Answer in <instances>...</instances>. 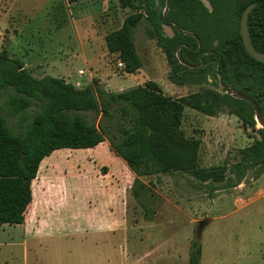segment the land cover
<instances>
[{"label":"rangeland","instance_id":"374dc122","mask_svg":"<svg viewBox=\"0 0 264 264\" xmlns=\"http://www.w3.org/2000/svg\"><path fill=\"white\" fill-rule=\"evenodd\" d=\"M108 6H119L118 1L108 0ZM154 6L158 13L163 11L161 0H154ZM72 10L76 7L67 6L66 0H0V51L21 60L34 77L51 74L85 86L92 65L74 46L57 42V35L69 29ZM138 11L143 12L120 7L107 31L117 29L125 16ZM147 29L143 18L134 29L142 60L135 73H126L118 65L117 54L107 52L89 83L97 78L111 92L156 83L173 99L205 91L227 93L214 76L175 83L164 50ZM55 57L58 62L50 61ZM78 69L84 71L81 76ZM8 92L0 94V112L16 131L18 118L3 106ZM112 113L110 118L100 114L95 120L110 132L104 134L105 144L63 149L44 158L33 195H39L37 182L45 180L46 197L39 199L48 203L44 223L53 232L38 240L28 238L26 264H189L194 240L201 245L200 264H264V164L247 169L240 183H235L236 175L229 170L239 161L241 148L264 141L257 121L254 127H244L225 105L213 114L185 106L180 128L187 139L198 142L199 167L214 169L216 174L205 179L188 172L139 177L150 196L152 214L147 219L131 192L132 171L110 146L109 136L118 135L116 119L122 118L119 111L112 109ZM85 114L89 120L94 118ZM9 228L0 225L4 229L0 239L10 235ZM0 255V264H24L21 256L4 260L3 250Z\"/></svg>","mask_w":264,"mask_h":264},{"label":"trees","instance_id":"16d2710c","mask_svg":"<svg viewBox=\"0 0 264 264\" xmlns=\"http://www.w3.org/2000/svg\"><path fill=\"white\" fill-rule=\"evenodd\" d=\"M117 1L121 8L143 10L125 16L121 26L106 36L108 51L117 54L126 73H135L142 65L133 34L143 18L148 24V34L157 39L168 58L171 79L180 84L196 75L183 74L175 56L182 40L180 33L175 32L172 38L162 33V24L168 19L180 26L184 0H171L165 17L155 9L154 0ZM248 2L255 3L247 19L250 39L257 51L264 52V0H246L245 3ZM161 3L164 5L165 0ZM218 49L221 57L217 69L224 87H235L254 98L263 114L264 63L248 54L239 32L237 38H231ZM7 89L10 92L3 106L18 118V129L13 130L0 112L1 224L24 222L28 203L32 202L31 182L43 158L59 149L93 148L105 140L104 134L110 132L95 120L100 114L110 118L112 109L119 111L122 118L116 119L118 135L109 136L110 146L132 171L131 192L147 219L152 214L150 196L139 177L188 172L205 179L216 174L214 169L206 171L199 167L198 142L187 139L180 128L185 106L213 114L225 105L244 127L255 125L252 105L229 92L220 95L205 91L173 99L165 96L156 83L111 92L104 89L97 78L77 87L61 77H34L20 60L0 51V94ZM85 113H91L94 118L89 120ZM259 132L264 136V129ZM239 152V161L229 167L236 175L235 183L241 182L247 169L264 164V141H256ZM200 259L201 245L194 240L189 249V264H200Z\"/></svg>","mask_w":264,"mask_h":264},{"label":"crops","instance_id":"0c3cea01","mask_svg":"<svg viewBox=\"0 0 264 264\" xmlns=\"http://www.w3.org/2000/svg\"><path fill=\"white\" fill-rule=\"evenodd\" d=\"M66 4L67 6H72V5L75 6L76 11L74 12L72 10L73 16L70 20V23L68 24L69 29L66 28L65 31H62L57 35V42L59 44H63L67 46H74V48L79 52L80 56L84 59V61L86 63L90 62V64L92 65L90 69L91 70L90 80H91L92 75L94 76L97 75L96 73H94L95 70L98 71V65H100L101 61L105 62V55L107 52H109L106 45V36L109 33L107 31V28L108 25L112 23L113 16L119 11L120 7L119 6H113L112 8L109 7L108 0H84L83 2H80L79 0H72V1L66 0ZM123 19L121 20V24ZM52 59L53 58H51L50 61L54 63L58 62L56 57L53 60ZM119 63L121 62H118V65ZM70 71L71 70H69V72ZM82 73H84V71L78 69L79 76H81ZM90 80L86 83L88 84ZM71 82L73 83V81ZM101 144H105L104 141L99 143L95 147ZM88 149H92V148H88ZM59 150H63V149H59ZM59 150H56L54 152H57ZM54 152H52L51 154H53ZM46 159L43 158V160L39 164V168L41 167L42 163H45L47 161ZM121 162L123 163L122 160ZM48 163H51V165L53 166H55L56 164L54 161H49ZM36 176L31 182L32 202L29 201L28 203L27 210L24 215V222L21 224L0 223V225H4V226L8 225L10 227L8 229V233H10V235L6 238L4 237L5 238L4 240L0 239V254H2V250H3L4 260L15 259L21 256L22 262L26 264L28 251L30 249V247L28 246V241H29L28 238L35 237L34 239L38 240L42 234L45 235L51 233V231L53 232V230L50 229L44 223V218H45L44 213L46 211V207L48 208V203L43 202L44 200L42 201L40 200L41 198L45 199L46 197L43 196V189H44L43 185L44 184L47 185L45 180H42L41 182H37L36 192H38L39 195H37L38 197L37 196L33 197L34 181L36 179ZM3 232L4 229L2 231L0 230V233Z\"/></svg>","mask_w":264,"mask_h":264},{"label":"flooded vegetation","instance_id":"af4514ba","mask_svg":"<svg viewBox=\"0 0 264 264\" xmlns=\"http://www.w3.org/2000/svg\"><path fill=\"white\" fill-rule=\"evenodd\" d=\"M208 2L209 6L201 0H184L180 26L172 19L166 20L162 25H167L168 28L165 36L172 38L175 32L181 35L182 40L176 49L175 56L181 65L183 74H196L192 77L193 80L202 78L207 80V76H214L218 79V84L223 91L231 93V89L237 88L232 86L225 88L221 82L217 69V61L221 57V52L217 48L231 38H237V32L242 42L241 14L247 6L253 5L254 7L255 3H245L246 0L241 5H239V0H208ZM164 9L165 4L162 11L165 17L169 7L166 11Z\"/></svg>","mask_w":264,"mask_h":264},{"label":"water","instance_id":"95a60500","mask_svg":"<svg viewBox=\"0 0 264 264\" xmlns=\"http://www.w3.org/2000/svg\"><path fill=\"white\" fill-rule=\"evenodd\" d=\"M171 0H166L165 3V9L164 11H166L169 7V3ZM205 5L209 6V2L208 0H201ZM244 0H239V5L242 4ZM253 5H249L247 6L242 14H241V18H240V34H241V38H242V43L246 49V51L248 52V54L253 57L255 60L264 63V53L263 52H259L257 51L252 43H251V39H250V35L248 32V25H247V17H248V13L250 12V10L252 9ZM163 30L165 33H168V28L167 25H163ZM231 94L238 99L241 100H245L247 102H249L253 109H254V119L255 121H257L261 127L264 129V113L262 114L260 111V108L258 106V104L256 103V101L254 100V98H252L251 96L245 94L244 92H241L237 89H231L230 90Z\"/></svg>","mask_w":264,"mask_h":264},{"label":"built area","instance_id":"2783aa9c","mask_svg":"<svg viewBox=\"0 0 264 264\" xmlns=\"http://www.w3.org/2000/svg\"><path fill=\"white\" fill-rule=\"evenodd\" d=\"M119 66H122V63H119Z\"/></svg>","mask_w":264,"mask_h":264}]
</instances>
